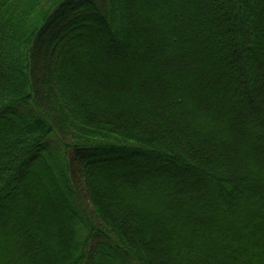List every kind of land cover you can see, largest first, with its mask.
<instances>
[{"label":"trees","instance_id":"trees-1","mask_svg":"<svg viewBox=\"0 0 264 264\" xmlns=\"http://www.w3.org/2000/svg\"><path fill=\"white\" fill-rule=\"evenodd\" d=\"M0 264H264V0H0Z\"/></svg>","mask_w":264,"mask_h":264}]
</instances>
